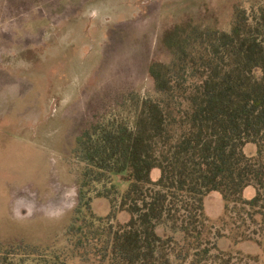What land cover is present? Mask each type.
Listing matches in <instances>:
<instances>
[{
	"label": "rangeland",
	"instance_id": "1",
	"mask_svg": "<svg viewBox=\"0 0 264 264\" xmlns=\"http://www.w3.org/2000/svg\"><path fill=\"white\" fill-rule=\"evenodd\" d=\"M237 9L258 19L264 0H0V256L98 264L65 252L80 205L78 138L99 121L132 126L135 102L159 97L149 70L170 61L167 30L195 21L230 32ZM245 152L255 155L256 146ZM114 183L125 188L120 177ZM98 201L95 213L109 215V203ZM229 208L218 193L205 198L210 256L264 264L263 209ZM159 233L182 240L169 225Z\"/></svg>",
	"mask_w": 264,
	"mask_h": 264
},
{
	"label": "trees",
	"instance_id": "2",
	"mask_svg": "<svg viewBox=\"0 0 264 264\" xmlns=\"http://www.w3.org/2000/svg\"><path fill=\"white\" fill-rule=\"evenodd\" d=\"M163 43L170 61L149 70L159 97L135 102L132 126L99 121L77 140L80 205L66 231L70 258L231 264L205 246L212 243L205 198L218 193L228 210L263 209L264 216V15L251 19L237 9L230 32L189 21L167 30ZM248 145L255 155L246 154ZM250 187L257 195L247 200ZM94 200L109 203V215L98 216ZM121 212L127 223L118 221ZM168 225L182 240L159 233Z\"/></svg>",
	"mask_w": 264,
	"mask_h": 264
}]
</instances>
